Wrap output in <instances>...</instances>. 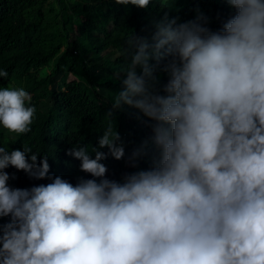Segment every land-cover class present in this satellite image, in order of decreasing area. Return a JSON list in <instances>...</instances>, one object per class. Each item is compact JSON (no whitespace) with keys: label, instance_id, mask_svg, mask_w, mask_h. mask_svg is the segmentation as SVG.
<instances>
[{"label":"clouds","instance_id":"obj_1","mask_svg":"<svg viewBox=\"0 0 264 264\" xmlns=\"http://www.w3.org/2000/svg\"><path fill=\"white\" fill-rule=\"evenodd\" d=\"M157 2L171 8L115 0ZM224 2L235 12L218 30L197 8L125 36L110 122L91 152L67 150L91 178L50 175L47 155L0 139V264H264V0ZM33 96L0 88L6 133L31 131ZM125 105L151 130L131 152ZM109 156L137 170L111 179Z\"/></svg>","mask_w":264,"mask_h":264},{"label":"trees","instance_id":"obj_2","mask_svg":"<svg viewBox=\"0 0 264 264\" xmlns=\"http://www.w3.org/2000/svg\"><path fill=\"white\" fill-rule=\"evenodd\" d=\"M163 3L171 8L158 2L142 9L115 0H0V70L8 73V82L0 88L23 87L34 94L31 105L36 108L30 132L6 133L0 125V139L18 149L26 146L39 158L47 155L50 175L73 184L79 177L91 178L67 150L86 146L91 152L110 122L108 108L122 88L116 75L125 68L120 55L125 36L135 30L151 38L154 21L165 13L186 22L195 19L197 8L208 18V26L218 30L235 12L224 0ZM137 113L125 105L115 117L126 152L151 134ZM103 163L111 179L121 180L124 172L137 170L111 156ZM148 166L146 159L141 161L140 168ZM28 180V188L51 182Z\"/></svg>","mask_w":264,"mask_h":264}]
</instances>
